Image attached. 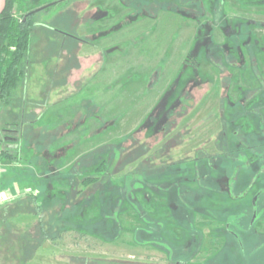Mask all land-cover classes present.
I'll use <instances>...</instances> for the list:
<instances>
[{
	"label": "rangeland",
	"instance_id": "1",
	"mask_svg": "<svg viewBox=\"0 0 264 264\" xmlns=\"http://www.w3.org/2000/svg\"><path fill=\"white\" fill-rule=\"evenodd\" d=\"M53 3L34 14L24 80L0 109V150L14 140L20 156L0 165V196L28 189L0 205L4 241L18 245L38 222L57 235L60 221H94L97 194L88 208H58L75 184L92 194L80 181L99 176L105 160L111 185L134 186L152 223L169 220V241L188 243L186 264H214L225 246L237 252L226 222L246 248L252 199L264 191V0H19L14 18ZM175 190L193 220L180 219L184 231ZM130 204L117 231L112 215L101 237L62 233L79 257L53 254L51 264H165L163 251L135 245ZM256 226L264 229L263 219ZM24 261L0 255V264Z\"/></svg>",
	"mask_w": 264,
	"mask_h": 264
},
{
	"label": "trees",
	"instance_id": "2",
	"mask_svg": "<svg viewBox=\"0 0 264 264\" xmlns=\"http://www.w3.org/2000/svg\"><path fill=\"white\" fill-rule=\"evenodd\" d=\"M18 2L19 0H5L4 8L0 13V109L3 107L12 106L13 104L16 90L20 82L23 81L25 77V71L22 68V62L27 56L31 44V29L34 25V14L30 15L29 13L31 11H29L22 15L20 20H16L14 18V12ZM50 7L51 6L45 8L44 10H48ZM17 150L18 143L16 141L12 140L9 144L7 143L6 148H2L0 150V165L11 166L13 164H18L20 156ZM81 162L80 165H82ZM125 164L126 162H122L119 164L117 172H115L116 175L124 171V169L127 167ZM96 172L98 174H101H99V176L84 177L80 181L82 187H91V190L93 191H91L92 194L88 196L85 195V193L81 192V190L78 191L75 188V184L71 194L72 199L71 196L68 197L65 204L66 206L64 205V208H58V210L61 211V209H65L67 212H75V209L78 206L88 208L92 205L94 201V195L97 194V198L99 201V206H97V210L99 216H96V218L94 217V221H89V224H80L82 226L78 224H71L68 220L60 221L57 226H62V229L55 228V233H57V235H53L54 233H45L43 224L42 222H40L39 226L36 227V232L39 235L38 243H41V241L45 239L54 240L57 237L61 236L64 232L72 230L76 231L79 229H82L86 233L92 232V235L101 237L102 232L103 235H105V231H108L110 226L107 221V217H111L112 215L116 216V218H112L110 223H115L114 231H117L119 229L118 225H120L121 223L119 216L122 214V212L124 213V210L126 209L123 207V202L125 200H128L131 203L129 209L132 210L133 215H135L138 219V225L131 229L132 239L135 245L141 247L149 246L153 249L163 251V253L167 257V262L165 264H186V258L191 255H188V253L192 249L188 248V243H184L182 241V238H175L176 240L173 243L169 241V236L163 233L165 227L168 230L171 227L169 224V220H167V223L162 225L152 223L148 210H145L142 205H138L136 199L137 191L134 186L129 184L127 187L133 192L125 193L124 190L127 187L124 186V183H120L116 186L111 185L112 182L110 179L113 174L109 172V165L107 167V161L105 162V160H103L100 165L96 167ZM126 173L127 174H125V176L130 177L131 181H136V177L138 176L137 174H135L136 172L131 171ZM72 177L73 175L71 176V178ZM126 179L127 178H125V180ZM105 195H108L107 198H105ZM172 197L175 198L173 202L174 204H176L173 212L176 220L175 223L184 231V227H182V225L179 223L180 219L184 222H187L188 226L191 227L193 222L192 217L188 216L190 212L187 211L185 207V201L182 200V192H177L175 190ZM146 211L148 213L147 215H149L148 218L144 217V213H146ZM226 224L227 222L225 223V226ZM225 226L224 233H226L227 236L232 239L231 241H233V238L229 236V229L225 228ZM49 232L52 233V231ZM236 247L237 249L239 248L237 244ZM180 252L183 255H179ZM216 258L217 259L213 260L211 263L236 264V257L232 252H227V246H225L218 253ZM110 261L111 260H109V263ZM112 263L155 264L139 263L128 260L113 261Z\"/></svg>",
	"mask_w": 264,
	"mask_h": 264
},
{
	"label": "crops",
	"instance_id": "3",
	"mask_svg": "<svg viewBox=\"0 0 264 264\" xmlns=\"http://www.w3.org/2000/svg\"><path fill=\"white\" fill-rule=\"evenodd\" d=\"M4 5H5V0H0V13L4 8ZM15 189L16 188H12L11 191L14 192ZM30 189L33 190L31 187ZM16 190L23 191V193L19 195V197H24L25 194L28 193L27 191L28 189L25 190L24 188H18ZM39 224L40 222L36 223L35 226L28 231L29 237L24 239L23 242L21 240L18 241L19 243L18 245L13 244L12 239H9L7 242H5L4 239L2 238L3 237L2 232H0V255L7 256L10 255L11 251H15L18 254V256L20 255L26 258V261H24L23 264H51L53 262L51 260L53 254L57 255V257H63V256L72 257V258L79 257L77 256L76 253L73 252L77 250L76 244H74V242H71L67 246H64L62 235L54 240L45 239L41 241V243H38L37 241H36L37 243L36 242L33 243L32 242L33 240L31 238H33V235L36 234V227H38ZM67 252H70V254L69 253L67 254ZM85 257L87 258L88 255H85Z\"/></svg>",
	"mask_w": 264,
	"mask_h": 264
},
{
	"label": "flooded vegetation",
	"instance_id": "4",
	"mask_svg": "<svg viewBox=\"0 0 264 264\" xmlns=\"http://www.w3.org/2000/svg\"><path fill=\"white\" fill-rule=\"evenodd\" d=\"M252 184L254 182L250 181L249 185L252 186ZM252 208V215L247 227L250 237L247 240L246 248L243 244L244 239L240 238L236 232L228 230L229 236L239 247L237 252H234L236 264H264V229H257L256 226L258 220L263 219L264 227V191L258 190L255 193L252 199ZM225 228H228V224Z\"/></svg>",
	"mask_w": 264,
	"mask_h": 264
},
{
	"label": "built area",
	"instance_id": "5",
	"mask_svg": "<svg viewBox=\"0 0 264 264\" xmlns=\"http://www.w3.org/2000/svg\"><path fill=\"white\" fill-rule=\"evenodd\" d=\"M22 193H23V191H19V190H16V189L14 190V192H12V191L5 192L3 195L0 196V205L5 203V201H7L8 199H11L14 196L21 195Z\"/></svg>",
	"mask_w": 264,
	"mask_h": 264
},
{
	"label": "water",
	"instance_id": "6",
	"mask_svg": "<svg viewBox=\"0 0 264 264\" xmlns=\"http://www.w3.org/2000/svg\"><path fill=\"white\" fill-rule=\"evenodd\" d=\"M54 4H55V3H53V4H48V5L44 6V7H41V8L35 9V10L31 11L29 14H30V15H33V14H35V13H37V12H40V11L44 10L45 8H47V7H49V6H52V5H54Z\"/></svg>",
	"mask_w": 264,
	"mask_h": 264
}]
</instances>
